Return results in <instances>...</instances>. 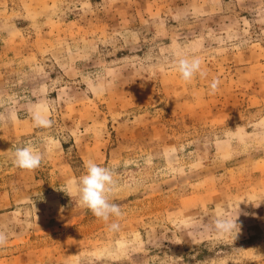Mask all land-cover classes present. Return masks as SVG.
I'll list each match as a JSON object with an SVG mask.
<instances>
[{"label":"rangeland","instance_id":"1","mask_svg":"<svg viewBox=\"0 0 264 264\" xmlns=\"http://www.w3.org/2000/svg\"><path fill=\"white\" fill-rule=\"evenodd\" d=\"M0 117V264H264V0H0ZM89 160L120 218L79 204Z\"/></svg>","mask_w":264,"mask_h":264},{"label":"clouds","instance_id":"2","mask_svg":"<svg viewBox=\"0 0 264 264\" xmlns=\"http://www.w3.org/2000/svg\"><path fill=\"white\" fill-rule=\"evenodd\" d=\"M200 66L199 58H180L176 64L177 71L185 81H190L198 73L203 74ZM218 85V80L211 83L210 87L213 92L217 90ZM34 121L37 126L41 127H48L51 124V121L40 113L34 115ZM43 160V152L30 144L18 146L13 152V163L22 170L33 171L40 167ZM85 169V173L79 177L77 184L79 204L88 209L97 219L105 222L110 221L112 217L120 218L123 215L122 209L112 202L116 188L113 170L92 160L86 162ZM237 219L238 215L235 218L219 217L213 221V230L222 235L234 233L236 237L241 227ZM108 226L113 231L119 228L116 221H112ZM8 239V233L0 229V249L6 246Z\"/></svg>","mask_w":264,"mask_h":264}]
</instances>
